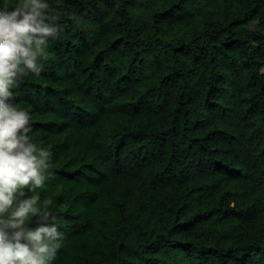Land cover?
Masks as SVG:
<instances>
[{"label": "trees", "instance_id": "16d2710c", "mask_svg": "<svg viewBox=\"0 0 264 264\" xmlns=\"http://www.w3.org/2000/svg\"><path fill=\"white\" fill-rule=\"evenodd\" d=\"M48 3L10 102L50 152V264H264V0Z\"/></svg>", "mask_w": 264, "mask_h": 264}, {"label": "clouds", "instance_id": "9594fccd", "mask_svg": "<svg viewBox=\"0 0 264 264\" xmlns=\"http://www.w3.org/2000/svg\"><path fill=\"white\" fill-rule=\"evenodd\" d=\"M50 9L48 0L0 7V264H50L63 238L52 197L37 191L45 187L50 152L29 135V113L10 102L24 76L40 73L48 38L60 31Z\"/></svg>", "mask_w": 264, "mask_h": 264}]
</instances>
